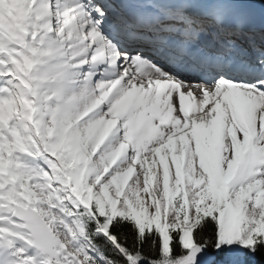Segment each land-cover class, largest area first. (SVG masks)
Listing matches in <instances>:
<instances>
[{"label":"snow or ice","instance_id":"obj_1","mask_svg":"<svg viewBox=\"0 0 264 264\" xmlns=\"http://www.w3.org/2000/svg\"><path fill=\"white\" fill-rule=\"evenodd\" d=\"M264 258V0H0V264Z\"/></svg>","mask_w":264,"mask_h":264},{"label":"trees","instance_id":"obj_2","mask_svg":"<svg viewBox=\"0 0 264 264\" xmlns=\"http://www.w3.org/2000/svg\"><path fill=\"white\" fill-rule=\"evenodd\" d=\"M256 264H264V258L257 256L256 258Z\"/></svg>","mask_w":264,"mask_h":264}]
</instances>
